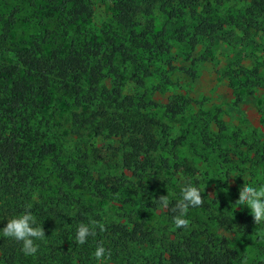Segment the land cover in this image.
Returning a JSON list of instances; mask_svg holds the SVG:
<instances>
[{
    "label": "trees",
    "instance_id": "trees-1",
    "mask_svg": "<svg viewBox=\"0 0 264 264\" xmlns=\"http://www.w3.org/2000/svg\"><path fill=\"white\" fill-rule=\"evenodd\" d=\"M99 1L107 10L99 34L88 33L81 18L89 14L91 0H62L52 16L61 35L45 30L41 40L14 48L8 60L0 62V229L31 206L35 226L41 225L46 236L35 241L39 247L34 256H25L19 242L0 233V264H100L93 257L100 243L111 252L106 264H240L215 227L246 235L247 219L231 224L213 214V203L204 194V203L190 208L185 217L188 228L175 227L171 209L180 190L188 181L196 187L197 182L189 178L192 170L185 160L182 186L160 180L165 170L161 154L169 145L163 126L157 133V122L149 114L153 103L143 100V91L154 75L159 83H167L163 70H182L172 65L174 46L191 50L205 42V50L216 43L244 47L245 37L264 25V0H249L231 13L230 0ZM159 18L176 27L166 34L157 28ZM203 60L199 56L194 61ZM249 73L254 76L257 70ZM128 86L142 92L127 94ZM188 105L186 99L172 96L163 113L184 118ZM60 121L115 143L117 173L109 176L99 170L108 161L97 150L93 157L98 161L88 162L86 151L79 156L77 150L65 148ZM194 136L200 150L209 148L227 157L207 124ZM182 140L185 136L176 138L171 149ZM260 158L264 162V154ZM120 188L129 189L131 197L119 211L99 213L97 200L117 195ZM166 195L167 209L155 201ZM155 212L169 227L150 224L149 215ZM206 212L209 223L199 219ZM90 219L102 223L105 231L97 229L84 245L74 243L78 224ZM136 250L146 255L137 256Z\"/></svg>",
    "mask_w": 264,
    "mask_h": 264
},
{
    "label": "rangeland",
    "instance_id": "rangeland-1",
    "mask_svg": "<svg viewBox=\"0 0 264 264\" xmlns=\"http://www.w3.org/2000/svg\"><path fill=\"white\" fill-rule=\"evenodd\" d=\"M61 1L0 0V62L8 60V54L14 48H24L34 39L41 40L45 30L53 36L61 35L57 20L52 17H56L53 10ZM248 1L230 0L228 12L242 9ZM91 3L92 6L87 8L89 14L81 18L88 33L99 34L107 22V10L99 0H91ZM219 13L222 15L221 10ZM175 27L162 18L157 21V28H162L166 34ZM238 34L243 37L242 33ZM244 42L246 44L242 48L232 43H216L208 50H205L208 47L205 42L191 50L184 45L174 46L171 49L172 65L182 70L176 69L166 74L163 70L167 79L165 84L159 83L154 75L146 83L143 100L153 103L149 107V114L157 122L158 134L164 127L163 137L169 145L161 154L165 170H161L160 180L182 186L185 160L192 170L189 178L197 182L207 202L213 203V214H221L231 224L239 218L247 219L250 231L246 235L220 226L215 228L219 236L228 240L229 246L240 258V264H256L258 260L264 261V223L255 225L250 209L234 203L244 184L264 185V162L260 158L264 154V25L257 33L246 36ZM50 47L49 43L45 49ZM199 56L204 60L194 61ZM254 69L257 73L252 76L249 72ZM240 70L247 75H241ZM127 90V94L135 96L142 92L131 86ZM172 96L189 101L184 118L163 113L164 106ZM204 124H207L214 142L227 154L226 158L219 151L199 149L201 147L194 134ZM191 129L192 132L189 131ZM58 131L65 148L73 152L77 150L79 156L86 151L88 162L98 161L93 157V150H97L108 161L100 164L99 170H104L109 176L117 173L118 152L113 151L115 143H108L102 135H88L79 130L77 124L67 121H60ZM183 136L185 140H182L180 147L171 149L174 140ZM130 197L129 189L120 188L117 195L97 200L95 209L106 214L119 211L124 200ZM209 214L203 213L199 219L208 222ZM158 215V212L149 215L150 224L155 228L169 227ZM141 254L146 255L136 250L137 256Z\"/></svg>",
    "mask_w": 264,
    "mask_h": 264
},
{
    "label": "clouds",
    "instance_id": "clouds-1",
    "mask_svg": "<svg viewBox=\"0 0 264 264\" xmlns=\"http://www.w3.org/2000/svg\"><path fill=\"white\" fill-rule=\"evenodd\" d=\"M201 190L194 186L191 181L185 183L180 190V199L172 207L171 211L176 213L173 217L176 228H188L190 221L186 215L190 208L201 206L204 201ZM157 201L162 208L169 207L168 196H160ZM238 207H247L253 217L255 225L264 223V185L253 186L244 184L239 189L238 199L234 203ZM30 207L26 208L22 215L7 220L6 226L0 229L3 237L13 239L21 244V251L25 256H34L38 251L37 240L46 238L41 225H36V217L31 213ZM105 231L102 223L95 219H90L88 223L81 222L77 226L74 243L84 245L88 238L96 235V230ZM111 252L102 243L98 244L93 252L95 260L100 264H106L110 259Z\"/></svg>",
    "mask_w": 264,
    "mask_h": 264
}]
</instances>
